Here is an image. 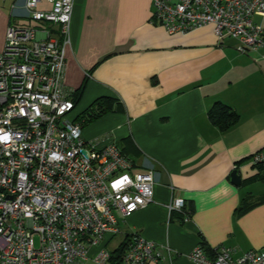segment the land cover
I'll return each mask as SVG.
<instances>
[{
  "label": "crops",
  "instance_id": "crops-1",
  "mask_svg": "<svg viewBox=\"0 0 264 264\" xmlns=\"http://www.w3.org/2000/svg\"><path fill=\"white\" fill-rule=\"evenodd\" d=\"M13 1L0 0V50L17 22ZM153 11L152 0L74 4L65 84L72 97L84 87L74 112L100 97L118 101L83 135L99 147L115 141L139 167L157 172L155 202L127 218L117 214L120 232L107 248L141 235L163 255L144 264H196L187 255L199 243L224 245L235 255L264 251V169L249 160L237 164L264 149V62L240 53L236 39H218L213 25L169 34ZM256 20L264 25V16ZM217 101L240 114L226 131L209 117ZM235 169L241 185L232 182ZM176 198L194 207L188 221L168 209ZM245 203L252 207L240 214ZM99 250L91 248L83 264L97 263Z\"/></svg>",
  "mask_w": 264,
  "mask_h": 264
},
{
  "label": "built area",
  "instance_id": "built-area-1",
  "mask_svg": "<svg viewBox=\"0 0 264 264\" xmlns=\"http://www.w3.org/2000/svg\"><path fill=\"white\" fill-rule=\"evenodd\" d=\"M153 21L169 34L213 25L218 39L238 41L240 53L264 62V0H152ZM75 0H14L0 50V264H108V241L127 218L155 202L157 172L139 167L115 141L101 147L83 135L65 84L66 50ZM57 27V28H56ZM264 73V66H262ZM249 162L264 169V149ZM174 199L170 211H183ZM190 215L185 216V221ZM169 253L170 247H167ZM196 264H264V251L235 255L227 246ZM163 258L153 241L134 235L121 264Z\"/></svg>",
  "mask_w": 264,
  "mask_h": 264
},
{
  "label": "trees",
  "instance_id": "trees-1",
  "mask_svg": "<svg viewBox=\"0 0 264 264\" xmlns=\"http://www.w3.org/2000/svg\"><path fill=\"white\" fill-rule=\"evenodd\" d=\"M83 89L82 86L80 89L75 91L73 93V100L75 102V105L79 103L81 100V97L83 95ZM118 107V101L111 97H100L96 99L83 113H81L79 116H77L75 119L76 121H79L82 126H86L87 124H90L103 115L113 112ZM209 117L212 123L216 126H218L222 131H226L230 129L231 127L235 126L240 121V114L233 109L231 106L225 104L224 102L217 101L213 107L209 110ZM250 157L245 158V160H242L239 163H242L244 161L249 160ZM252 205H248L245 203L242 204L238 212L240 214H243L247 212L249 209H251ZM183 214V220L185 221L186 215H192L194 212V207L186 201V205L183 211H180ZM131 240L127 239L125 242H123L118 248L112 251L111 256V262L112 264H121L122 257L129 245V242ZM203 247L205 248V245L203 243ZM205 250L208 253H214L213 248H205Z\"/></svg>",
  "mask_w": 264,
  "mask_h": 264
},
{
  "label": "water",
  "instance_id": "water-1",
  "mask_svg": "<svg viewBox=\"0 0 264 264\" xmlns=\"http://www.w3.org/2000/svg\"><path fill=\"white\" fill-rule=\"evenodd\" d=\"M231 177H232V182L235 183L236 185H241L242 184V175H241V173L239 172L238 169H235L232 172Z\"/></svg>",
  "mask_w": 264,
  "mask_h": 264
},
{
  "label": "rangeland",
  "instance_id": "rangeland-1",
  "mask_svg": "<svg viewBox=\"0 0 264 264\" xmlns=\"http://www.w3.org/2000/svg\"><path fill=\"white\" fill-rule=\"evenodd\" d=\"M232 39H233V38H232ZM70 116H71V117H76L77 115H76L75 112H73ZM90 124H91V123H90ZM90 124H87L86 126H84L83 129L87 128ZM118 241H119L118 238H116L115 240H113V241L111 242V244H110V247L113 248V247L117 244ZM85 264H99V263H95V262H92V261H87V262H85ZM108 264H111V262H109Z\"/></svg>",
  "mask_w": 264,
  "mask_h": 264
}]
</instances>
